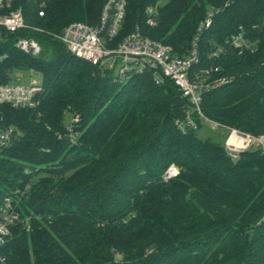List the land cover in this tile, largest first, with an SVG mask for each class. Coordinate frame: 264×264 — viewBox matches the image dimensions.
Segmentation results:
<instances>
[{"label": "trees", "instance_id": "1", "mask_svg": "<svg viewBox=\"0 0 264 264\" xmlns=\"http://www.w3.org/2000/svg\"><path fill=\"white\" fill-rule=\"evenodd\" d=\"M40 1L16 6L50 33L97 26L105 3L47 0L40 18ZM137 29L178 57L196 47L194 70L227 79L203 95L207 119L264 134V0H128L118 42ZM3 33L0 86L15 70H34L43 87L33 109L0 106V131L14 135L0 146V218L6 199L17 216L0 244L4 264H264L263 152L230 158L227 130L196 115V129L180 128L192 108L170 81L158 85L151 73L120 81L27 32L43 48L33 58ZM240 33L242 48L225 45ZM172 166L178 175L165 179Z\"/></svg>", "mask_w": 264, "mask_h": 264}, {"label": "built area", "instance_id": "2", "mask_svg": "<svg viewBox=\"0 0 264 264\" xmlns=\"http://www.w3.org/2000/svg\"><path fill=\"white\" fill-rule=\"evenodd\" d=\"M16 2L17 0H0V31H5L9 36H16L14 47L24 55L35 58L43 52L42 45L33 36L27 34V32H32L44 34L59 41L72 56L79 60L114 71L120 81H125L134 73H151L156 84L160 85L165 81H170L181 96L189 102L192 110L187 112L185 121L177 122L180 128L185 130L187 126L196 129L198 126L193 118L196 115L214 131L219 128L227 130L224 146L230 158L235 160L240 154L251 149L264 153V134L253 135L227 127L210 121L203 114L201 108L203 95L227 83V79L212 81V70H194L199 64L196 47L189 52L187 57H178L169 47L144 36L139 29L118 42L128 0H105L97 26L74 22L67 25L61 33H50L28 25L23 7L16 6ZM40 2L38 15L43 18L47 0ZM146 14L147 24L151 27L156 26L155 10L149 8ZM213 16V12L207 13L200 30L210 27ZM243 44V35L240 33L228 39L225 45L240 49ZM225 45L218 46L211 53V57L218 58L225 54L228 50ZM42 91L43 87L38 81H33L30 86L12 83L1 85L0 106L10 105L13 108L33 109L37 106L38 97ZM13 136V129L0 131V146H4ZM178 173L179 170L172 166L166 172L165 179L176 177ZM10 210V200L6 199L0 218V244L5 237L9 236L10 224L17 219V216ZM0 261L4 264L5 259L1 258Z\"/></svg>", "mask_w": 264, "mask_h": 264}, {"label": "rangeland", "instance_id": "3", "mask_svg": "<svg viewBox=\"0 0 264 264\" xmlns=\"http://www.w3.org/2000/svg\"><path fill=\"white\" fill-rule=\"evenodd\" d=\"M5 40H6V36L4 35L3 31H0V44L2 41ZM43 46L46 51L45 54L49 55L48 57H54L53 56L54 54H52L53 52L51 51V47L48 46L47 44H43ZM9 78H10V83L12 84L30 86L33 81H38L42 85V76L36 74L33 70H15Z\"/></svg>", "mask_w": 264, "mask_h": 264}]
</instances>
